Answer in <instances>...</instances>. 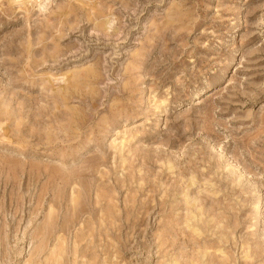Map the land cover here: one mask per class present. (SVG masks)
I'll list each match as a JSON object with an SVG mask.
<instances>
[{
    "label": "rangeland",
    "instance_id": "1",
    "mask_svg": "<svg viewBox=\"0 0 264 264\" xmlns=\"http://www.w3.org/2000/svg\"><path fill=\"white\" fill-rule=\"evenodd\" d=\"M0 264H264V0H0Z\"/></svg>",
    "mask_w": 264,
    "mask_h": 264
}]
</instances>
